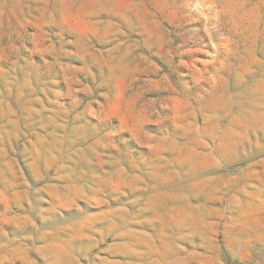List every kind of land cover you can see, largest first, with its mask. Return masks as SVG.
Listing matches in <instances>:
<instances>
[{
    "label": "rangeland",
    "instance_id": "obj_1",
    "mask_svg": "<svg viewBox=\"0 0 264 264\" xmlns=\"http://www.w3.org/2000/svg\"><path fill=\"white\" fill-rule=\"evenodd\" d=\"M0 264H264V0H0Z\"/></svg>",
    "mask_w": 264,
    "mask_h": 264
}]
</instances>
